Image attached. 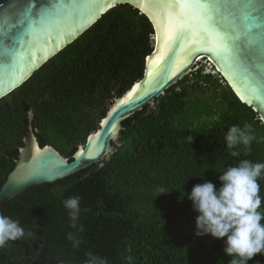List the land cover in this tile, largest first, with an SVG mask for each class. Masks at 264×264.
<instances>
[{
	"label": "trees",
	"instance_id": "obj_1",
	"mask_svg": "<svg viewBox=\"0 0 264 264\" xmlns=\"http://www.w3.org/2000/svg\"><path fill=\"white\" fill-rule=\"evenodd\" d=\"M153 34L146 14L118 4L0 98V187L31 129L41 145L72 159L113 100L142 77ZM233 125L256 137L250 152L241 145L235 157L225 141ZM114 146L99 162L3 205L0 212L19 219L26 235L0 248V264H85L89 252L108 264H129V257L131 264H230L226 238L196 236L198 214L186 195L205 180L219 188L222 172L241 160L264 162V123L221 74L197 66L124 119ZM259 183L264 198V175ZM160 187L169 192L157 196ZM74 196L77 228L63 204ZM257 261L264 264V254L248 264Z\"/></svg>",
	"mask_w": 264,
	"mask_h": 264
},
{
	"label": "water",
	"instance_id": "obj_2",
	"mask_svg": "<svg viewBox=\"0 0 264 264\" xmlns=\"http://www.w3.org/2000/svg\"><path fill=\"white\" fill-rule=\"evenodd\" d=\"M150 2L153 0H0V98L24 83L118 4L137 7L154 27V46L145 58L142 77L113 100L99 128L89 133L72 159L52 145H41L30 130L19 158L0 187V210L7 201L35 185L56 182L109 156L120 137L123 120L154 104L170 86L188 75L201 58L215 66L241 101L251 106L264 123V82L255 74L264 73L260 52L253 58L255 73H250L252 65L229 66L214 53L196 51L191 41H173L164 58L153 59L150 65L149 60L161 49L160 29L148 14L149 9L143 6ZM37 9L44 14L38 16Z\"/></svg>",
	"mask_w": 264,
	"mask_h": 264
},
{
	"label": "clouds",
	"instance_id": "obj_3",
	"mask_svg": "<svg viewBox=\"0 0 264 264\" xmlns=\"http://www.w3.org/2000/svg\"><path fill=\"white\" fill-rule=\"evenodd\" d=\"M192 142V137L186 138ZM256 137L249 126H231L225 136L227 148L232 156H238L243 145L246 152L251 151ZM264 175V162L253 163L244 159L236 166H230L219 176L220 187L208 180L194 185L188 195L196 216V236L210 235L224 239V252L231 256L230 264H248L257 254H264V212L260 211L262 201L259 179ZM165 188L157 189V196L168 193ZM68 210L71 226L77 228L80 213V198L70 197L63 201ZM78 231H82L78 229ZM26 235L19 219L0 212V248L9 242ZM73 248H79L82 241L73 233L67 234ZM85 264H108L107 260L87 253ZM129 264L132 258L129 257ZM256 264H260L259 261Z\"/></svg>",
	"mask_w": 264,
	"mask_h": 264
},
{
	"label": "snow or ice",
	"instance_id": "obj_4",
	"mask_svg": "<svg viewBox=\"0 0 264 264\" xmlns=\"http://www.w3.org/2000/svg\"><path fill=\"white\" fill-rule=\"evenodd\" d=\"M143 6L160 29L161 49L150 65L164 58L173 41H191L196 51L214 53L229 66L252 65L250 73L257 51L264 62V0H153ZM255 74L264 82V73Z\"/></svg>",
	"mask_w": 264,
	"mask_h": 264
},
{
	"label": "rangeland",
	"instance_id": "obj_5",
	"mask_svg": "<svg viewBox=\"0 0 264 264\" xmlns=\"http://www.w3.org/2000/svg\"><path fill=\"white\" fill-rule=\"evenodd\" d=\"M197 66H199V67H203V69H204V72H212V73H216V69H215V67L212 65V64H210V62H208L206 59H204V58H201L200 60H198V62H197V65L193 68V70L195 69V68H197ZM118 141H119V139H117L116 141H115V144L114 145H116V143H118ZM115 147V146H114ZM113 150H114V148H113Z\"/></svg>",
	"mask_w": 264,
	"mask_h": 264
},
{
	"label": "flooded vegetation",
	"instance_id": "obj_6",
	"mask_svg": "<svg viewBox=\"0 0 264 264\" xmlns=\"http://www.w3.org/2000/svg\"><path fill=\"white\" fill-rule=\"evenodd\" d=\"M206 60L208 61V62H210L207 58H206ZM215 67V66H214ZM216 69V68H215Z\"/></svg>",
	"mask_w": 264,
	"mask_h": 264
},
{
	"label": "bare ground",
	"instance_id": "obj_7",
	"mask_svg": "<svg viewBox=\"0 0 264 264\" xmlns=\"http://www.w3.org/2000/svg\"><path fill=\"white\" fill-rule=\"evenodd\" d=\"M148 12V14H149V11H147Z\"/></svg>",
	"mask_w": 264,
	"mask_h": 264
}]
</instances>
